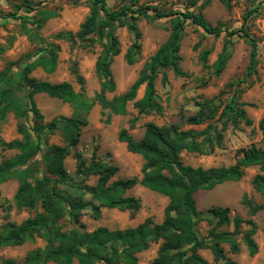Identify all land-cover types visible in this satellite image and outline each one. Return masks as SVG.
Returning a JSON list of instances; mask_svg holds the SVG:
<instances>
[{
	"label": "trees",
	"instance_id": "1",
	"mask_svg": "<svg viewBox=\"0 0 264 264\" xmlns=\"http://www.w3.org/2000/svg\"><path fill=\"white\" fill-rule=\"evenodd\" d=\"M136 1L133 0V3ZM197 1H202L204 6L211 0H187L192 6ZM133 6L134 8L110 10L106 0H90L89 14L76 32H59L53 36L55 40L78 44L85 49L96 44L101 46L95 62L96 75L100 81V91L95 100L103 109L116 115H126L127 104L132 101L138 114L163 112L155 81L166 68L172 69L176 76H186L180 68V48L186 22L189 21L205 33L216 37L223 32L230 37H248L247 20L251 12L256 10L254 8L244 16L239 29L228 31L223 24H210L199 12L162 10L157 5L150 4ZM27 8L31 9L28 6ZM7 16L14 17L15 13ZM47 18L43 16L36 21V28L27 33L32 42H40L44 46L35 54L8 61L0 71V132L1 124L12 113L18 120L17 132L20 136L5 141L0 135V150L17 151L14 156L0 162V184L8 180L17 181L18 189L12 198L16 209L41 208V212L20 224L6 222L0 230V248L35 243L37 239L43 240L44 246L29 251L21 262L4 259L1 264H137V255L149 249L152 243H160V246L157 256L149 264H210L200 254L201 250H209L216 264H236L226 258L224 244L229 246L233 254H238L239 234L248 254L255 256L258 253V245L254 239L256 224L238 216L231 220L228 208H210L206 219L209 225L207 234L200 237L196 231L198 222L203 220L195 200L198 191L211 190L228 181H239L245 170L252 166H258L264 171V149L256 146L242 149L236 162L227 167L203 168L183 163V153L209 155L222 141L225 124L223 128H219L215 123H208L215 119L218 112L214 100L199 102L198 111L187 118V123L191 125L208 123L202 130H182L178 124L158 126L150 122L146 124L144 135L139 140L134 139L127 129L119 132L118 141L124 143L130 153L140 155L143 160L140 178L111 182V178L118 171L116 166L95 156H91L88 161L81 151L75 149V174L80 178L77 183L64 165L70 148L76 147L77 137L70 139L69 147L47 144L43 146V134L54 133L59 124H64L70 132L77 133L84 121L59 117L45 123L44 116L34 101L36 94L44 93L84 111H88L91 106L81 93L75 92L70 83H50L32 76V72L38 68L46 74L53 73L57 68L60 46L40 38L38 33ZM141 18L150 21L170 18L171 34L145 63L129 89L108 99L107 94L112 93L116 87L111 65L121 52L117 29L125 27L133 35V42L124 55L125 62L133 65L141 55L142 33L138 26ZM251 47L247 77L255 73L258 63L255 41H252ZM2 53L3 48L0 46V56ZM209 54V50L200 53L204 68H208ZM229 57L227 46H224L214 66L215 75L223 71ZM15 69L20 72L18 76ZM76 78L83 83L77 73ZM161 81L164 84L168 82L166 73H162ZM141 86H144L143 96L135 101ZM238 92L233 91L230 102L222 110L220 117H226L234 126L240 121L250 125L251 121L246 118L243 104L239 102ZM132 126L133 120L130 128ZM259 127L264 138V119L260 121ZM92 176L97 177L96 184H86L84 181ZM138 184L168 199L162 222L154 223L148 218L137 227L123 230H110L106 227H98L93 231L85 229L81 221L84 209L89 208L91 217L95 220L100 218L102 208L138 211L141 200L124 195ZM58 185L73 189L75 193L60 190ZM252 185L264 197V176L256 174ZM246 203L251 214L264 210V204ZM63 220L70 227L64 229ZM231 222L232 231L220 230ZM242 224L248 225L244 232L240 231Z\"/></svg>",
	"mask_w": 264,
	"mask_h": 264
},
{
	"label": "rangeland",
	"instance_id": "2",
	"mask_svg": "<svg viewBox=\"0 0 264 264\" xmlns=\"http://www.w3.org/2000/svg\"><path fill=\"white\" fill-rule=\"evenodd\" d=\"M106 3L110 10L150 4L157 5L162 10L199 12L210 24H223L228 31L239 29L244 16L254 8L256 10L251 12L247 20L248 37L236 35L230 37L226 32L216 37L205 33L191 22H186L180 48V68L186 76H176L172 69L166 68L155 81L156 93L163 112L138 114L132 101L127 104L126 115H116L108 109H103L95 100L100 91L95 62L101 52V46L96 44L92 48L85 49L78 44L72 45L64 40L53 39V36L59 32H76L79 29L89 14L90 0H0V46L3 48L0 56V71L8 61L17 60L27 54H35L44 46L40 42H32L27 33L36 28V21L46 16L48 18L43 21L38 33L40 38L60 46L57 68L51 74H46L38 68L32 72V76L50 83L68 82L75 92L81 93L91 105L88 111H84L44 93L34 96L45 123L59 117L84 121L77 133H72L64 124H59L54 133H46L42 136L43 146L47 144L67 147L70 146V139L77 137L76 147L70 148V154L64 161L67 172L75 182H80V178L75 174L76 162L73 157L75 149L81 151L88 161L91 156H95L116 166L118 171L111 178V182L118 179L140 178L143 160L140 155L130 153L125 144L118 141V134L122 129H127L134 139L139 140L144 135L146 124L150 122L158 126L178 124L182 130H202L208 123H215L219 128H223L225 124L222 141L211 154L181 155L183 163L193 167L231 166L236 162L242 149L250 146L264 149L263 131L259 127L260 121L264 119V0H211L204 6L202 1H197L192 6L187 0H137L135 3L133 0H106ZM11 13H15V16L8 17L7 15ZM138 26L142 33V48L140 57L133 65H128L124 59L127 49L133 42V35L125 27L117 29L121 52L111 65L116 87L112 93L107 94L108 99L129 89L143 70L145 63L168 40L172 30L170 18L154 21L141 18ZM226 40L229 42L227 43ZM252 41L257 45L258 63L255 73L247 77ZM224 46H227L230 57L223 71L215 75L214 66ZM204 50L210 51L207 58L208 68H204L200 61V53ZM14 72L17 76L20 73L18 69ZM76 73L82 78V84L76 78ZM162 73L168 76V82L165 84L161 81ZM234 90L239 91V102L243 104L246 118L251 121L250 125L240 121L234 126L230 120H226V117H220L222 110L230 102ZM143 92L144 86H141L135 101L143 96ZM204 100H214V105L218 106L215 119L202 125L187 123V118L198 111L197 104ZM131 120H133L132 128H130ZM17 124L18 120L9 113L1 124L0 135L3 140L10 141L20 137ZM16 153V150H0V162ZM256 174L264 176V171L258 166L249 167L239 181L224 182L211 190H200L195 195L197 209L203 218L196 226L200 237L207 234L209 229L206 220L207 211L212 207L228 208L231 220L238 216L256 224L254 239L258 245V253L255 256L248 254L245 245L241 242V234L237 236L240 244L238 254H233L229 246L224 244L226 258L236 264H264V210L251 214L246 203L248 201L252 204H264V197L252 185V179ZM96 181L97 177L92 176L84 182L94 185ZM58 188L67 190L71 194L75 193L73 189H66L63 185H58ZM17 189L16 180H8L0 184V230L6 222L20 224L37 212H41L39 206L35 210L16 209L12 198ZM124 195L139 198L141 208L138 211L102 208L101 216L97 220L91 217L89 208L84 209L81 221L85 229L93 231L98 227H106L110 230H123L137 227L148 218L154 223L162 222L164 209L168 203L166 197L139 184L127 190ZM86 198L89 199L88 196ZM63 223L64 229L70 227L65 220ZM247 228L248 225L242 224L240 231L244 232ZM220 230L232 231V222L221 227ZM43 246L44 241L37 239L35 243L1 247L0 264L4 259L21 262L29 251ZM159 246L160 243H152L149 249L139 253L137 264H149L157 256ZM200 254L210 264H216L209 250H201Z\"/></svg>",
	"mask_w": 264,
	"mask_h": 264
}]
</instances>
